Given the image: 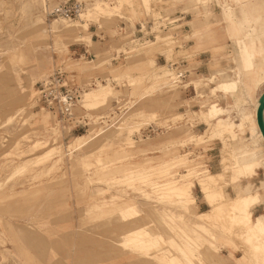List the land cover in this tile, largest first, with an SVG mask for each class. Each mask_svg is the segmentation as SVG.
<instances>
[{"label": "rangeland", "instance_id": "rangeland-1", "mask_svg": "<svg viewBox=\"0 0 264 264\" xmlns=\"http://www.w3.org/2000/svg\"><path fill=\"white\" fill-rule=\"evenodd\" d=\"M75 1L86 4L82 17L62 21L48 16L57 5ZM130 1L0 0V264H171L175 257L187 264L170 248L155 250L158 260L154 261L149 255L153 253L118 245V219L104 235L92 228L102 218L89 210L110 192L118 200L130 199L145 219L142 228L157 236L161 227L153 222L154 214L181 215L178 224L193 239L187 246L193 264H221L227 251L231 257V251L237 252L236 257L240 253L237 259L243 264L257 263L241 247L243 227L241 232L240 226L222 228L232 222L222 197L216 205L224 207L222 213L205 223L206 232L201 233L192 231L193 215L148 186L166 180L195 185L205 173H222V184L213 191L229 200L225 193L229 185L252 196V180L262 171L258 190L264 193V151L252 126L253 107L264 90V0ZM96 3L105 12L91 14ZM137 10L140 14L135 16ZM126 13L131 14L130 32L119 36L112 30L111 44L96 52V61L73 55L78 45L99 47L91 43V25L111 29ZM160 18L174 20V30L161 31ZM137 21L150 27L148 34H137L140 27H133ZM185 25L191 28L190 36L183 35ZM116 54L124 57L113 62ZM250 59L253 68L245 69ZM180 61L197 70L186 90L172 79L171 66ZM152 62L164 69H150ZM58 72L68 84L83 89L69 123L41 99V85ZM226 76L241 81L248 98L245 106L232 108V98L211 91ZM157 80L162 89L148 91ZM100 85L112 89L110 99L101 107L86 105L85 93ZM214 104L223 111L219 119L234 136L213 133L216 121L202 114ZM78 118H84V127H74ZM133 122L137 128L129 135L126 128ZM78 137L83 139L76 141ZM217 140L222 172L211 173L203 153ZM231 158L243 161L246 176L224 170ZM88 161L93 164L84 168ZM112 168H131L141 179L131 186L125 181L113 183L115 172L104 175ZM170 168L177 177L169 175ZM192 192L193 214L208 213L209 207L198 209L202 196L198 188ZM202 200L207 203L203 196ZM170 236L184 243L176 231ZM198 243L203 247L195 248Z\"/></svg>", "mask_w": 264, "mask_h": 264}, {"label": "bare ground", "instance_id": "bare-ground-1", "mask_svg": "<svg viewBox=\"0 0 264 264\" xmlns=\"http://www.w3.org/2000/svg\"><path fill=\"white\" fill-rule=\"evenodd\" d=\"M128 1H130V0H120V2H128ZM91 11H92L91 14H98L101 12H105V9H103L99 4L96 3V4H94V7ZM79 17H82V13L79 15ZM51 32L53 33V31H51ZM149 66H150V69H153V70H154V68L155 69L159 68V70L164 69L163 66L157 67L154 62H152L151 65H149ZM164 73L162 75L163 81H165V78H166ZM138 80H139V77H138ZM134 81H135V79H134ZM208 82H211V80L209 79ZM162 85L163 84H160L159 81L157 80L154 85H152L150 88H147V89H148V91H159L162 89V87H161ZM216 89L220 90L222 92H225V93H229L238 105H242V104L244 105V104L248 103L247 95L244 93V91H245L244 86L242 85L240 80L229 79L226 82L217 84ZM111 90H109L107 88V86L100 85L97 90L92 89L89 93H85L83 101L86 105H88L90 103L94 107H101L103 105V103L111 95ZM258 99H259V97H258ZM258 99L256 100L255 105L253 107L254 115L252 114V118L254 116L253 119H254L255 129H256L259 141L261 143L262 150L264 151V141H263L262 135L258 129L257 122H256V111L258 108ZM219 112L220 111H219L218 107L216 105H212L210 107L209 111L206 113H203L202 115L208 121H213V122L216 121V123L213 124V126L211 125L213 133L214 132L217 133L220 137L222 135H223V137H225V135H224L225 133H226V135L234 136V134L228 130L227 126L223 123V121H221V119H219V117H218ZM178 117H179L178 115L174 116L175 119ZM135 128H137V123L133 122V125H130L126 128V131L129 135H131L133 129H135ZM116 135H118V134H116ZM82 139H83V137H78L76 139V141H80ZM224 141H225L224 138L222 139L223 143L220 141L221 145L224 144ZM227 146H225V147H227ZM228 149H230V148H228ZM230 153L232 154V152H230ZM226 158H228V157H226ZM231 160H232L233 164L230 163ZM231 160L229 163H227L228 165L224 163L225 164L224 170H228L230 173H232L233 175H235L237 177H239L241 175L246 176V174H244V171H246L247 169L244 166L243 161H240L238 158H236V159L231 158ZM225 161H226V159H225ZM223 162H222V164H223ZM92 164L93 163H91V161H88V162L84 163L82 166H84V168H89ZM229 164H231V165H229ZM152 169L153 168H150L149 170H152ZM172 170H173V168L169 169V175H175L176 174V172H175L176 170L175 171L174 170L172 171ZM113 172H115V174H116L114 179H113L114 180L113 183H119V182L125 181L131 186V185H134V183L136 181L141 179V178H139V174H137V172H134L131 168H128V169H125V168H116L115 169L114 168L113 171H107V173H104V175L108 174V173H113ZM177 175H175V176L177 177ZM222 180H223V174L222 173H221V175L208 174V173L206 174L205 173L201 178L196 180L195 185L191 182L183 183V184H177L174 181L166 180L163 183H150L148 187L152 193H156V192L160 193V195L162 197L171 198L172 201H175L178 204H180L185 214H188L191 216L193 215L195 222H194V226H193L194 229H192V231L198 230L201 233H204V231L206 232V229L203 226L205 223L208 224L213 219H215V218L217 219L218 218L217 214L219 212L222 213L223 210H220V209H222L224 207H222V208L219 207V209L217 208L218 203H219V201H218L219 197H222L223 204L222 203L221 204L227 205V207H226L227 209H224V211H227L228 214H230L229 218L231 217V219H232V222L230 220L231 224L230 225L228 224L229 226H227V227L222 226V228L225 229V231L226 230L229 231V228H230V230H232L233 227L235 228V226H237V227L240 226V229L238 228V230H240L239 232H241V229L243 227V230L241 233L242 236H240L241 240L239 239L241 247L242 246L245 247L244 250L247 251V253L246 252L245 253L247 255L249 254V256H250L249 259L253 258L254 260H256L255 261V263L257 262L256 264H264V220L259 218V219H256L253 221V219H252L253 206L259 202V199L253 198V196H246V195H244V193L242 192L241 189L237 188V189H234L235 194H236L235 199L227 200L224 195L221 194V196H220L219 194H216L213 191L214 189H216L217 187L220 186V183ZM195 187L198 188L199 192L203 196V199L207 202L206 205H208V207L210 208V211L208 213H205V212L200 213L199 212L197 214H193L192 208L195 205V199L193 197L192 189ZM140 191L145 192L143 190H140ZM131 203L132 202L130 199L118 200L116 198V196L113 194V192H110L108 194L107 198L103 199L98 205L90 208L89 213L92 216H97V217L102 218V223H96V224L92 225V228H94V229L96 228L97 230L99 229L101 231V233L104 235L105 229L108 228V226L111 225L112 223L116 222L118 219L119 222L121 223V224H119V225H121L119 227V230H117L119 232V238H120V239L116 240V243L118 245H122L123 247H131L135 250L143 251L146 253L147 252L153 253L158 248H170V249H173L175 253L184 256L187 259V261H186L187 264H193L194 260L191 257L192 254L189 251L190 249L187 247V246H190L191 242H193V239L187 235L186 230H184L183 228H181L179 226L180 223L178 224V222L182 221L181 215H178L177 217H175L174 214H172V213H166L164 215L154 214L153 222L160 225V227H161V236H157L153 233V231L151 229L142 228L143 225L146 223L145 219L141 216V214L135 209L134 205ZM113 215H116L117 218L112 219L111 216H113ZM126 222H129V224H131V225L133 224L131 226V228H125ZM123 223H125V224H123ZM220 228L221 227H219V229ZM172 231H176L179 234V236L182 239H184V243L175 242L170 236V234H172ZM94 233H96V232H94ZM237 234L238 233H236L235 235H237ZM103 235H99V236H103ZM202 247L203 246L199 243L195 245V248L200 249ZM243 247H242V249H243ZM240 252L243 253V251H240ZM161 253H162V251H161ZM245 253H243V254H245ZM169 254H171V253L169 252ZM149 255L152 258V260H154V261L158 260L157 254L153 253V254H149ZM245 257H247V256L245 255ZM170 263L171 264H182L178 260L177 257L171 258Z\"/></svg>", "mask_w": 264, "mask_h": 264}, {"label": "built area", "instance_id": "built-area-1", "mask_svg": "<svg viewBox=\"0 0 264 264\" xmlns=\"http://www.w3.org/2000/svg\"><path fill=\"white\" fill-rule=\"evenodd\" d=\"M85 7L86 4L83 2H65L62 5H57L51 9L48 16L56 20L72 21L76 18H79V15L84 11ZM157 21L159 25L158 28L161 29V31L164 29L174 30V20L160 18ZM137 28L140 29L137 30V34H140L141 36L148 34L150 31V27L147 25L141 24L138 25ZM139 41L141 40L139 39ZM116 55L117 56H114L112 61L121 57L119 54ZM176 66H171L174 77L172 78L174 85L180 87L182 86L184 87V90H186L190 86V82L188 83V81L191 78L192 73L196 72L197 70L191 68L189 64L186 63V61H180L179 65L177 67ZM41 86L42 90L40 94L43 104L47 108L56 111L57 115L59 114V116L62 117V120L66 121V123L74 120L73 110L81 100L83 89L75 85L68 84L67 81L63 79V76L60 72L50 76ZM76 120L77 121H75L74 125L75 128H82L86 125L84 118H78Z\"/></svg>", "mask_w": 264, "mask_h": 264}, {"label": "crops", "instance_id": "crops-1", "mask_svg": "<svg viewBox=\"0 0 264 264\" xmlns=\"http://www.w3.org/2000/svg\"><path fill=\"white\" fill-rule=\"evenodd\" d=\"M139 4L141 5V3H139ZM142 7H143V5H141V9H142ZM138 11L139 10H137L135 12V14H134L135 16L136 15L138 16L140 14V11L139 12ZM223 15H224V13H223V10H222V16ZM130 16H131V14L126 13L123 17H120V18L118 17L117 25H115L111 29L103 28V27H100L99 25H91L90 28H89L90 33H91V43L93 45H95L96 43H99V47H92V46H88V45H78V47H75V49L73 51V55L74 54H78L79 57H87L88 56L89 58L92 59L91 62L96 61L97 60V56L95 55L96 52L98 50H100V48H102L103 46L109 47V45L111 44V41H110V38H109V33L112 32V30L114 31L116 29L118 34H119V36L120 35H122V36L125 35L127 33L126 30H128V32H130L131 23H132L131 20H130ZM138 25H141V21L135 22L133 24V27L136 28ZM121 27L124 28V30L126 31L124 34L120 33L119 29H121ZM184 27H187L188 29H186V30L183 29V32H184L183 35L190 36L192 34L191 28L188 25H185ZM97 48H99V49H97ZM202 55L204 57V53L200 54V56H202ZM121 57L123 58L124 56L122 55ZM127 58H129V57H126L124 59H127ZM116 60L117 59H115L113 62H116ZM244 66H245V69H249V70L252 69L253 68L252 60L250 59L248 61H245ZM226 78L227 79H223L217 84H220V83L228 81L229 78L227 76H226ZM213 90H217L216 86L213 89L211 88V91H213ZM218 91H220V90H218ZM263 91H262V93H263ZM220 92L223 93L224 95H227L230 98H232V103H231L232 104V106H231L232 108H239L241 106H245L246 105V104L238 105L235 102V100L233 99V97L229 93H225V92H222V91H220ZM210 107L208 108V111H209ZM218 109L220 111L218 117H220L223 114V111L220 108H218ZM252 114L254 115V112H252ZM253 118H254V116H253ZM253 118H252V126H253V129L255 130L256 136L258 138ZM248 136H249V134H248ZM219 144L220 143L218 142V140L217 141H212V144L209 146V149L205 153L202 152L204 154V157H205L206 162H207V165H206V167L208 168L207 170L210 171L211 173H221L222 172L221 157L218 155V151L219 150L217 149ZM241 176H239V178ZM262 178H263V172L262 171H258L257 175L252 180V182H253V195L252 196H253V198H258L259 199V202L256 203L253 206V210H252V217H253L252 219H253V221L256 220V219H259V218L264 220V193L261 192L260 190H258V187H259V184H260V180ZM239 189H241L242 192H243L242 188H239ZM225 193H227L228 197H230L231 200L235 199V197H236L233 185H229L227 187V189L225 190ZM244 195H246V194L244 193ZM246 196H249V195H246ZM201 205H203L204 207L208 208L206 203L202 200V196H201V202L199 203V208H198L199 210H200V206ZM197 206H198V204H197ZM225 253H226V255H225L224 259L221 261L222 262L221 264H243L242 262H240L237 259V258H240V253H238L239 257H236L237 256V252L231 251V253H233L234 257H231V255H228L229 254L228 251L225 252ZM226 256H228V257H226Z\"/></svg>", "mask_w": 264, "mask_h": 264}, {"label": "water", "instance_id": "water-1", "mask_svg": "<svg viewBox=\"0 0 264 264\" xmlns=\"http://www.w3.org/2000/svg\"><path fill=\"white\" fill-rule=\"evenodd\" d=\"M256 122H257L258 129L264 141V91L259 96V99H258V108L256 111Z\"/></svg>", "mask_w": 264, "mask_h": 264}]
</instances>
